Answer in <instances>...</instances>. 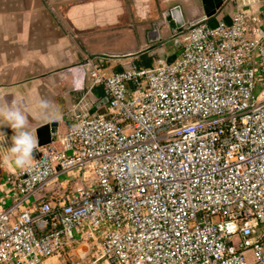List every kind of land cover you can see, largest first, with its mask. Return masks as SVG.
Here are the masks:
<instances>
[{"label":"built area","instance_id":"1","mask_svg":"<svg viewBox=\"0 0 264 264\" xmlns=\"http://www.w3.org/2000/svg\"><path fill=\"white\" fill-rule=\"evenodd\" d=\"M214 17L173 34L170 63L105 75L85 61L92 82L68 128L7 181L14 199L62 173L92 182L32 212L0 210V264H43L74 231L109 264H264L261 19L242 7L230 24ZM93 86L106 102L88 115Z\"/></svg>","mask_w":264,"mask_h":264},{"label":"crops","instance_id":"2","mask_svg":"<svg viewBox=\"0 0 264 264\" xmlns=\"http://www.w3.org/2000/svg\"><path fill=\"white\" fill-rule=\"evenodd\" d=\"M175 5L185 22L203 15L200 0H0V103L20 98V106L28 109L29 128L55 122L51 136L62 134L70 124V109L92 82L85 61L108 75L151 67L176 51L173 31L167 24L157 25ZM237 7L260 17L264 35V0H229L217 18H231ZM105 102L101 88L93 86L82 110L92 115ZM0 132V210L13 207L12 216L22 209L32 212L41 198L55 200L80 184H91L90 177L83 181L62 173L30 197L14 199L7 181L20 170L9 147L13 131L0 125ZM63 242L43 264H69V259L109 264L94 259L96 246L83 233L74 231V239Z\"/></svg>","mask_w":264,"mask_h":264},{"label":"clouds","instance_id":"3","mask_svg":"<svg viewBox=\"0 0 264 264\" xmlns=\"http://www.w3.org/2000/svg\"><path fill=\"white\" fill-rule=\"evenodd\" d=\"M20 104V98L0 103V125L12 129L10 152L16 166L27 172L36 167L33 153L38 146V137L36 128L28 127V109L22 108Z\"/></svg>","mask_w":264,"mask_h":264},{"label":"water","instance_id":"4","mask_svg":"<svg viewBox=\"0 0 264 264\" xmlns=\"http://www.w3.org/2000/svg\"><path fill=\"white\" fill-rule=\"evenodd\" d=\"M202 4V10L203 14L206 17H212L210 20H208L207 24L209 27H214L217 23V19L214 17L215 15H218L220 10L223 9L226 2L229 0H200ZM223 20L230 24V17H224ZM184 18L182 11L178 5L173 6L172 8H169L167 11H165L162 15L160 20L158 21L157 25H163L167 24L171 31H173L172 34H175L176 32L180 31L182 27L184 26ZM172 39L175 41L176 51L168 56L165 59L166 63H170L180 52L179 49V41L175 39L172 36ZM56 123L50 122L46 123L44 125L39 126L36 129V135L38 137V146H43L48 144L51 141V134L56 132Z\"/></svg>","mask_w":264,"mask_h":264},{"label":"rangeland","instance_id":"5","mask_svg":"<svg viewBox=\"0 0 264 264\" xmlns=\"http://www.w3.org/2000/svg\"><path fill=\"white\" fill-rule=\"evenodd\" d=\"M246 38L249 39L250 38V34H247ZM173 48H174L173 42H171L170 43V50L173 49Z\"/></svg>","mask_w":264,"mask_h":264}]
</instances>
